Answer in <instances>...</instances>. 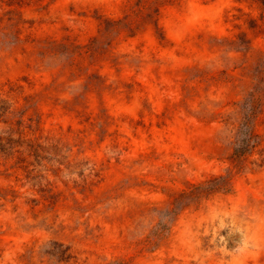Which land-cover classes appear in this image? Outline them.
I'll use <instances>...</instances> for the list:
<instances>
[{
	"label": "rangeland",
	"instance_id": "1",
	"mask_svg": "<svg viewBox=\"0 0 264 264\" xmlns=\"http://www.w3.org/2000/svg\"><path fill=\"white\" fill-rule=\"evenodd\" d=\"M0 264H264V0H0Z\"/></svg>",
	"mask_w": 264,
	"mask_h": 264
},
{
	"label": "trees",
	"instance_id": "2",
	"mask_svg": "<svg viewBox=\"0 0 264 264\" xmlns=\"http://www.w3.org/2000/svg\"><path fill=\"white\" fill-rule=\"evenodd\" d=\"M240 138L237 141L234 155L237 159L245 155L246 153H249L253 151V149L257 146V135L254 133V130L249 128L248 124H245L243 127H241V130L239 131ZM196 188H200L197 186Z\"/></svg>",
	"mask_w": 264,
	"mask_h": 264
}]
</instances>
